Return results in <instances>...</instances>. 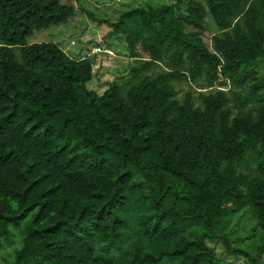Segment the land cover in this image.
Segmentation results:
<instances>
[{
    "label": "trees",
    "instance_id": "obj_1",
    "mask_svg": "<svg viewBox=\"0 0 264 264\" xmlns=\"http://www.w3.org/2000/svg\"><path fill=\"white\" fill-rule=\"evenodd\" d=\"M75 10L0 0V240L21 237L9 264H229L208 241L225 240L236 214L264 233V104L233 114L223 90L195 105L171 82H251L264 101V74L249 70L264 60V0L148 4L115 22L89 13L138 61L102 94L87 86L88 58L31 40Z\"/></svg>",
    "mask_w": 264,
    "mask_h": 264
},
{
    "label": "rangeland",
    "instance_id": "obj_2",
    "mask_svg": "<svg viewBox=\"0 0 264 264\" xmlns=\"http://www.w3.org/2000/svg\"><path fill=\"white\" fill-rule=\"evenodd\" d=\"M76 10L67 24L42 30L34 33L32 41H53L57 43L69 56L79 59L88 58L92 62V79L87 84L89 89L102 94L112 83H122L128 80L131 66L138 61L129 57L124 37L110 34L106 24H97L89 13L96 19H107L115 22L120 13L132 7H144L148 4L156 5L172 3L176 0H73ZM213 23L208 17L207 30L203 33L204 41L210 45L213 35ZM96 48H100L97 51ZM163 65L153 66L147 74L156 75L161 72ZM257 76L264 74V60H259L255 66L250 67ZM176 90V98L182 100L187 93L191 94L195 105L200 103L198 94L221 89L228 97L227 105L235 114L239 110L253 113L264 104L259 97L262 92L252 93L251 82L243 85H232L228 80L220 78L212 87L206 86L201 80L197 83L189 81H172ZM243 172L245 167L239 166ZM215 249L218 257L229 264H264V251L257 257V251L264 250V233L256 226L254 219L246 210L240 211L230 221L226 228V238L208 241ZM21 246V237L15 231L9 238L0 240V264L12 262L14 252ZM233 248L245 250L250 257H257L255 262L250 257L233 253ZM161 264H173L163 261Z\"/></svg>",
    "mask_w": 264,
    "mask_h": 264
},
{
    "label": "built area",
    "instance_id": "obj_3",
    "mask_svg": "<svg viewBox=\"0 0 264 264\" xmlns=\"http://www.w3.org/2000/svg\"><path fill=\"white\" fill-rule=\"evenodd\" d=\"M97 49V51H100V48H96Z\"/></svg>",
    "mask_w": 264,
    "mask_h": 264
}]
</instances>
